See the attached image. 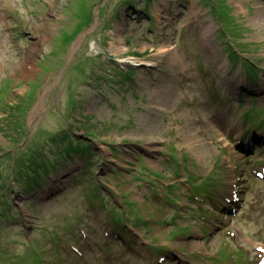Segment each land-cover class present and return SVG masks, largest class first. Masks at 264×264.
Instances as JSON below:
<instances>
[{"label": "rangeland", "instance_id": "rangeland-1", "mask_svg": "<svg viewBox=\"0 0 264 264\" xmlns=\"http://www.w3.org/2000/svg\"><path fill=\"white\" fill-rule=\"evenodd\" d=\"M258 5L0 0V264L264 263Z\"/></svg>", "mask_w": 264, "mask_h": 264}, {"label": "trees", "instance_id": "trees-1", "mask_svg": "<svg viewBox=\"0 0 264 264\" xmlns=\"http://www.w3.org/2000/svg\"><path fill=\"white\" fill-rule=\"evenodd\" d=\"M90 13H86V14H84L83 13V17L81 18V23L77 26V28H70L68 31H66V30H64L63 31V35L61 36V38H62V40H63V42H64V45L65 46H68L69 44H71L75 39H76V37L79 35V33L80 32H82V31H84V29L86 28V25H88V23H89V15ZM92 19V18H91ZM60 41V40H59ZM56 48L58 47V43H57V45L55 46ZM56 51L57 50H54V52H52L53 54H55L56 53ZM49 58V57H48ZM48 63H49V66L50 67H52V64H51V62H50V60L48 59ZM34 86H37V84H36V82H34V85H32L31 87H32V89H31V91H34V89H35V87ZM34 88V89H33ZM30 91V92H31ZM24 100V99H23ZM28 100L29 99H27V100H24V101H22V103H20V104H18V105H20V106H22L21 107V109L20 110H17V112H18V114L20 115V117H22V115L21 114H24L23 112H24V110H25V107H26V105H27V103H28ZM20 106H18L19 108H20ZM28 110H29V108H28ZM28 110H27V112H28ZM25 122V121H24ZM21 125H23V127H24V124L22 123V124H20V126ZM11 126V125H10ZM10 126H8V128L9 129H11V128H15V127H10ZM19 127V126H18ZM22 127V128H23ZM19 128H21V127H19ZM26 131V130H25ZM8 149L9 150H11L10 151V153L12 154L13 153V151H12V147L10 146V147H8ZM18 149L19 150H17L16 152H18V151H21L23 148L21 147V146H19L18 147ZM8 150V151H9ZM9 153V154H10ZM15 154V153H14ZM13 154V155H14ZM178 166H180V164L178 163ZM178 172L179 171H177L176 172V174H178ZM248 234V233H247ZM249 235V234H248ZM250 236V235H249Z\"/></svg>", "mask_w": 264, "mask_h": 264}, {"label": "bare ground", "instance_id": "bare-ground-1", "mask_svg": "<svg viewBox=\"0 0 264 264\" xmlns=\"http://www.w3.org/2000/svg\"><path fill=\"white\" fill-rule=\"evenodd\" d=\"M260 17H262V19H264V7L262 6V5H258V8H257V10H256V12H255V15H254V22L256 21V19H259ZM221 26H223V25H221ZM214 28V25L212 26V29ZM202 29H203V36H204V39L206 38V39H208V37H209V34H210V32L212 31V29L211 28H209L208 26H204V28H203V25H202ZM217 32V31H216ZM82 32H80L79 34H81ZM79 36V35H78ZM77 36V37H78ZM77 37H76V39H77ZM209 41H210V39H209ZM161 50V49H160ZM172 54H174L175 55V53H174V50H169ZM118 60V62H120V63H123V62H125V63H130V64H133V65H135V64H137V61L136 60H134L132 57H130V58H124V57H122V56H119V58L117 59ZM217 62H219V64L220 65H223L224 66V62H223V59H222V57H221V55H219L218 56V59H217ZM142 63V62H141ZM148 64H150V63H148ZM47 64H45V66H46ZM233 79H236V76H235V78H233ZM228 121H231L230 120V118H228ZM240 200V197L238 196V203L240 202L239 201ZM235 210V209H234ZM233 210V211H234ZM233 211H231V212H233ZM264 264V263H263Z\"/></svg>", "mask_w": 264, "mask_h": 264}, {"label": "water", "instance_id": "water-1", "mask_svg": "<svg viewBox=\"0 0 264 264\" xmlns=\"http://www.w3.org/2000/svg\"><path fill=\"white\" fill-rule=\"evenodd\" d=\"M94 19H95V17H94ZM83 32H84V31H83ZM84 33H85V32H84ZM82 34H83V33H81V35L79 34L80 36L77 37V40H79L80 37H82Z\"/></svg>", "mask_w": 264, "mask_h": 264}, {"label": "flooded vegetation", "instance_id": "flooded-vegetation-1", "mask_svg": "<svg viewBox=\"0 0 264 264\" xmlns=\"http://www.w3.org/2000/svg\"><path fill=\"white\" fill-rule=\"evenodd\" d=\"M179 164H180V162H179ZM181 166V165H180Z\"/></svg>", "mask_w": 264, "mask_h": 264}]
</instances>
